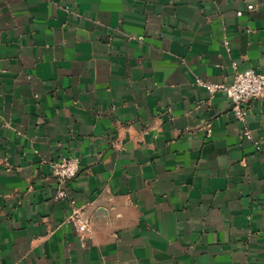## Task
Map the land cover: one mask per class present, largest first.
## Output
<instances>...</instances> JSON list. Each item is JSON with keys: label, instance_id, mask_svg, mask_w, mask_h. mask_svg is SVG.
Instances as JSON below:
<instances>
[{"label": "crops", "instance_id": "1", "mask_svg": "<svg viewBox=\"0 0 264 264\" xmlns=\"http://www.w3.org/2000/svg\"><path fill=\"white\" fill-rule=\"evenodd\" d=\"M235 68L264 0H0V264H264V98L197 82Z\"/></svg>", "mask_w": 264, "mask_h": 264}, {"label": "built area", "instance_id": "2", "mask_svg": "<svg viewBox=\"0 0 264 264\" xmlns=\"http://www.w3.org/2000/svg\"><path fill=\"white\" fill-rule=\"evenodd\" d=\"M235 70L233 79L229 83L210 85L199 80L197 82L210 91L224 92L232 103L233 111L239 121L246 123L251 111V103L264 98V71L252 68L245 70L235 68ZM209 133H211V129H209ZM245 136L252 139L250 131H246ZM52 168L54 176L61 186L56 200H62L68 194V183L77 178L80 173L81 161L77 157H62L52 164ZM69 220L76 225L80 233L85 234L89 231L90 221L86 217L74 213Z\"/></svg>", "mask_w": 264, "mask_h": 264}]
</instances>
